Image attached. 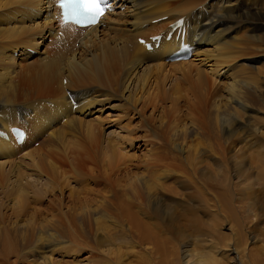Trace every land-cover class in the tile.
Segmentation results:
<instances>
[{
    "label": "bare ground",
    "instance_id": "6f19581e",
    "mask_svg": "<svg viewBox=\"0 0 264 264\" xmlns=\"http://www.w3.org/2000/svg\"><path fill=\"white\" fill-rule=\"evenodd\" d=\"M172 1L177 5L171 8L169 0H119L97 26L77 32L57 26L51 0L0 3V128L16 125L25 131L21 145L0 138V264H61L86 250L90 257L79 264H124L126 238L137 246L143 264L148 259L154 264H262L247 247L254 239V219L238 224L231 187L213 195L212 203L207 200L206 208L200 209L210 212L218 227L226 225L229 237L219 235L214 246L227 247L228 254L226 251L225 259L220 260L212 254L193 260L194 250L188 246L182 251L183 244L171 236L178 240L180 235L165 226V216L175 210L172 201L189 204L193 196L190 200L177 192L170 196L164 184L180 175L175 179L181 190L188 191L200 169L210 167H206V159L222 167L228 155L233 171L240 159H246L244 148L237 150V142L244 136L246 141L251 136L246 134L258 129H248L250 122L242 116L254 111L264 114V68L232 72L228 64L236 51L253 50V40L264 46V13L255 0ZM119 7L125 14L117 12ZM240 22L249 25L251 34L233 40L234 25ZM170 23L177 25L191 48L189 58L165 60L178 45L177 29L168 32ZM126 25L127 30L122 28ZM100 28L112 33L105 31L106 38L100 39ZM156 34L160 38L156 46L150 42V50L137 41H149ZM46 38L60 50L45 44L47 49L40 53L38 48ZM76 43L84 47L78 57L74 55ZM17 50L22 58L34 51L37 61L23 63L21 86L8 78L16 61L12 51ZM207 63L209 73L223 79L220 85L205 75V68L197 66ZM166 64L189 70L196 65L195 86H188L189 94L184 97L183 119L176 98L167 110L159 111L169 114L168 123L154 114L157 107L150 92L144 96L152 75H156L153 89H161V80L157 81ZM108 97L123 101L126 109L122 105V113L136 116L139 124L130 128L128 123H118L119 136L102 141L99 124L85 119L93 112L100 114ZM147 106L151 108L148 114ZM40 135L44 154L30 146ZM67 138L73 140L66 149ZM140 147L143 151L137 156L134 150ZM254 148L258 151L261 145ZM23 151L29 159L24 167L15 158ZM41 175L44 181H29ZM254 194L255 190L242 187L235 200L243 202ZM9 200L11 206L6 205ZM43 200L46 204L40 207ZM105 246L106 252L100 253Z\"/></svg>",
    "mask_w": 264,
    "mask_h": 264
},
{
    "label": "rangeland",
    "instance_id": "374dc122",
    "mask_svg": "<svg viewBox=\"0 0 264 264\" xmlns=\"http://www.w3.org/2000/svg\"><path fill=\"white\" fill-rule=\"evenodd\" d=\"M2 1H4V0H0V3ZM258 1H259V3H258ZM263 2H264V0H255L254 1L255 4H258L259 8L261 7L260 13H264V5L262 4ZM176 5H177L176 2L169 0V4H168L169 7L172 8ZM248 6H249V3H247L246 8H248ZM21 9L23 10L22 7H21ZM27 11H30V9H27ZM117 12L120 14L121 13L125 14L126 11L124 10V8H119ZM197 16H198V20L202 19L201 15H197ZM34 21H39V19L34 20ZM263 22H264V19H263ZM110 24L111 23H108V25H110ZM111 26H112V24H111ZM225 26L226 25H224L222 27H224V29H225ZM248 26L249 25L247 23H242V22H240L237 25H234L235 30H234V33L232 35L233 40H236L237 38L247 39L248 36L251 34L250 28H248ZM122 28L127 30V29H129V25H126L125 27H122ZM99 30L102 31V33L100 31L99 32L100 34H98V35H100V39H103V38L105 39L106 37L103 35V33L107 30V28L106 29L100 28ZM107 33L111 34L112 32H107ZM36 39H37V41L40 40L38 38H36ZM253 42H254L253 50L244 51V52H237V51L235 52L234 58L231 61H229V64H228V67L230 68V70H232V72H234V71L247 72V71L251 70V68L255 69L256 67L257 68H264V64L261 61L262 59H264V46L262 44L258 43V41H256V40H253ZM42 44L43 45H40L38 48L40 53H41V51H45L47 49L45 44L49 45L48 47L49 48L51 47L50 48L51 50L55 49L50 44L49 38L44 39ZM5 46L8 47L7 45H5ZM75 48L76 49L74 51H76V52H74V55L78 57V56H80V54L84 50V47L78 46V44L76 43ZM55 50H60V49L57 48ZM18 52H19L18 50L15 51L14 53L12 51L13 58L16 59V61L14 62L15 65L12 66L13 70L11 71V74L8 78H10L12 80L14 85L21 86L23 84V79H24L25 65H27L28 62L33 63V62H37V61H36L35 57H33V56H35L36 53L30 55L29 57H26V58L23 57L22 58V57L18 56V54H17ZM37 56H38V54L36 55V57ZM196 63L198 64V62H196ZM197 66L200 68H203V69L205 68L207 70V71L205 70V72H206L205 75L206 76L209 75L208 76L209 79H213L212 81H214L216 85H220L223 82V79L215 77L214 75H211L209 73V70L211 67H208V66H210L208 63L206 65L200 64ZM193 68H194V66H192V68H190V70H191V73H190L189 68H187L186 66H183V65L182 66H171L168 64L164 65L163 69H161V71L164 74L161 75L162 74L161 73L160 74L161 76H158V77H160V79L157 81L158 84L161 80V82H160L161 85L159 84L161 89L158 90V92L156 90H154L155 89L154 83L156 82V81L154 82V79H156V75H152L153 79L151 78L150 81L148 82L149 84H147V87L148 86L149 87L147 89H145L146 92H144V96H146L147 93L150 92L149 95H151V98L152 99L155 98L154 99L156 102L155 106L158 109L155 108L156 111H154V114L157 113L156 117L162 116L163 122L168 123L171 118H169V114L160 113L159 111L167 110L169 108V106L171 105V103L175 100V98H176L175 102L176 103L179 102L177 104L178 109H179L178 110L179 118L183 119V115L185 114V111H184L185 110V107H184L185 106L184 105L185 99H184V97H185L186 93L189 94V89H193L195 86L194 81H192V80H194V77L196 75L194 73V71L196 69V65H195V68L194 69ZM191 74H194V75H191ZM189 76H192V78ZM214 79L215 80L217 79V80L215 81ZM207 82L208 81L205 82V86H207L209 84ZM152 85H154V86H152ZM217 87H220V86H217ZM187 88H189V89H187ZM159 95L162 97H159ZM43 97H45V96H43ZM108 99H110L111 101ZM112 99H114V100H112ZM115 99H116L115 97H108L107 100L105 98L102 102L103 103L102 106H105V107L103 108L101 113L97 114V113L93 112L92 114L87 115L86 119H85V121H91L92 125L99 124V125H97V127H99L101 132H102L101 133L102 141L107 139V138L111 139L110 136H112V140L116 139L117 136H119L118 131L116 130L118 123H120V124L121 123L122 124L128 123L130 128H134V126H138V124H139V119H137L136 116L130 117L129 113H127V115H124L122 113V111H125L124 108L126 106H125L123 101H119V100H117V99L115 100ZM160 99L161 100L163 99L162 100L163 104L161 103ZM107 102H108V104H106ZM48 105H50V104H48ZM122 105L124 107V108L122 107L123 109L121 108ZM51 106H49V107H51ZM110 107H112V108H110ZM150 107H152V106L150 105ZM150 107L147 106L146 107L147 109H145V112L147 114L149 112H151ZM159 107H160V109H159ZM72 108H73V106H72ZM73 109H76V108H73ZM142 115L144 116V113H142ZM248 115L251 116V121H250L249 116H247L246 114H243V116H242L243 119L244 118L247 119L248 123L250 122V127H248V129H250V130L251 129L257 130L258 129V130L256 133L255 132L247 133L246 136H248V135H251V136H248L246 141H245V138H244L245 136H244V137H242V139H240L237 142L238 143V145L236 147L237 150L244 148V150L242 149V153H243V151H244V153H246V154L243 153V155H246V159H245L246 161L240 159L236 171H233L232 165L229 163L230 161L228 159V155H226L225 161L227 163L224 162L226 164H223L222 167L216 166L211 161V159H206L207 164L205 162L204 163H205L206 167H207V165H208V167L209 166L210 167L200 169V171L195 176L194 183H190L191 185H188V191L181 190V187L179 186V181L175 179V176H180V175H174L168 181H165L164 185H165L166 189L169 190L168 194L170 196L174 197L175 192H177L178 194L186 195V200H190L191 196H193V200H190L189 204H184V203L182 204L178 201H176V202L172 201L171 205L173 206V208L175 210H171L168 217L165 216V218L167 219L165 226L171 227L173 233H178L180 235L178 240L175 238V236L171 235L172 239H174V241L177 243H181L180 246H182V244H183L182 251H184L186 248H188V246H190L194 250V259L193 260H195V259L198 260L200 258L207 259L208 254H212L214 259L220 260V259H225L226 251L228 254L229 250L227 247L220 246V245L217 247L214 246L216 239L219 238V235H225V236L229 237L228 232L225 231V229H224L226 227V225H223V227H218L216 224V220L213 219L211 213L208 211L200 210V209L206 208L205 201L210 200L212 203V199H213L212 196L213 195L226 192V190H228L231 187L230 188L231 192H234V204L233 205H234V209H235L236 218L238 220V224L242 225L243 223H246L247 220H250L251 218L254 219V222H255V227H254V232H253L254 239L252 242L249 240L248 245H247L249 254L252 257L258 258V261L261 262L262 264H264V152H263L264 151V147H263L264 146V114H261V113L254 111V112L248 113ZM125 116L127 118H125ZM253 118H254V120H252ZM127 119H130L131 121H128ZM246 119H244V120L246 121ZM252 121H253V123H252ZM259 121H260V123H259ZM64 122H65V120L61 122L60 126H63ZM25 123H26L25 126H27L28 122H25ZM134 134L137 137L139 135H141V133L137 132V131ZM42 137L43 136H41V135L39 137H37L38 140L35 142L36 143L35 145L30 144L31 149H35V150L40 151V154H44L46 152V149H44L45 145H42V143H41L43 141L41 139ZM46 137H47V134L44 136V139L48 138V137L47 138ZM256 137H257V139H256ZM251 138H253V139L249 140ZM69 139L70 138H67L66 142L64 141L65 145H66V149H67V146H70V143L73 140V138H71L70 140ZM140 141H143V140H140ZM67 142H69V143H67ZM250 142L251 143L254 142V143L251 144ZM259 142L261 144H257ZM139 143L142 144V142H139ZM250 145H252V147ZM257 145H261V148L263 147L262 150H260L261 148H258L259 152L256 151L257 150L256 148H254ZM26 146H27V144L25 146H23L19 151L24 149ZM247 147H248V149H247ZM61 148H62V145H60L58 147V149H61ZM245 148L247 150H245ZM41 149L42 150L44 149V150L42 151ZM134 151H135L134 154L139 156L143 151V147H140L139 149H136ZM20 153H18V155H16L15 158H17L16 159L17 161L18 160L21 161L20 163L24 167L26 164L29 163V159L24 158V155H25L24 151H23V153H21V154ZM253 160H256V161H253ZM252 162H254V164ZM244 165H245V167H243ZM26 177H28V176H26ZM41 178H43V181H44L45 178L43 177V175H41L38 178L35 177V178H33V180H29V181L36 182V180H37L38 183H40ZM225 181L227 182V184H226L225 188H222L223 184L225 185V183H226ZM228 182H229L230 186L228 185ZM90 185L92 186L93 184L89 183V186ZM219 185L221 187H219ZM74 186H76V185L74 184ZM226 187H227V189H226ZM242 187H246L249 190H250V188L255 190V194H254L253 198H251L249 200H245L243 202H237L235 200V197L237 196L236 194L239 191V189H241ZM93 188L99 189L100 187H98V185L97 186L94 185ZM64 195L66 197L65 193H64ZM176 198L181 199L179 196H177ZM66 201H67V199H66ZM45 204H46V202L43 200L39 204V206L44 207ZM6 205L11 206V200H9L6 203ZM28 210H30V207ZM122 246H125V248H127L126 251H123L125 253L124 264H143L138 257L137 246L133 245V242L131 241L130 238H126V240H125V242H123ZM213 248H216V249H213ZM99 251H100V253H102V251L106 252V246ZM88 257H90V251L86 250V251L80 253V255L76 256L75 258H77V259H75L73 261L62 260L61 264H66V263L79 264V262H84ZM189 259H191V258L189 257L185 261H183V259H181V261L187 262ZM145 264H154V263H151L150 260L148 259V262Z\"/></svg>",
    "mask_w": 264,
    "mask_h": 264
},
{
    "label": "snow or ice",
    "instance_id": "6c2138e0",
    "mask_svg": "<svg viewBox=\"0 0 264 264\" xmlns=\"http://www.w3.org/2000/svg\"><path fill=\"white\" fill-rule=\"evenodd\" d=\"M108 0H57L65 23L94 26L104 15Z\"/></svg>",
    "mask_w": 264,
    "mask_h": 264
}]
</instances>
